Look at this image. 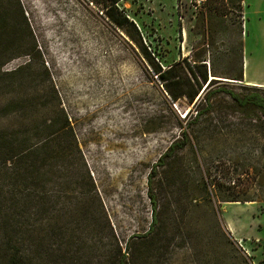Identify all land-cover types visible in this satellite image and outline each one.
<instances>
[{
    "label": "rangeland",
    "instance_id": "1",
    "mask_svg": "<svg viewBox=\"0 0 264 264\" xmlns=\"http://www.w3.org/2000/svg\"><path fill=\"white\" fill-rule=\"evenodd\" d=\"M119 3L164 67L182 62L192 77L190 64L199 77L206 63L213 81L201 97L171 101L200 143L170 151L180 122L162 83L93 0H0V130L32 142L66 115L79 144L58 141L43 160L33 190L50 211L18 210L20 246L34 264H264V200L222 199L230 178L262 192L264 114L219 91L257 86L231 81L244 61L264 79V0Z\"/></svg>",
    "mask_w": 264,
    "mask_h": 264
},
{
    "label": "trees",
    "instance_id": "2",
    "mask_svg": "<svg viewBox=\"0 0 264 264\" xmlns=\"http://www.w3.org/2000/svg\"><path fill=\"white\" fill-rule=\"evenodd\" d=\"M93 1L101 8L105 17L115 27L123 31L139 48L140 53L150 63L153 72L162 83L166 95H169L168 97L164 95L165 101L180 122V135L171 144L170 151H173L176 147L184 148L191 145L194 141L197 144L200 143V136L196 130V126H183L184 120L179 116L171 101L175 102L183 97H187L190 102H195L199 96V92L201 90L205 92L209 88L213 80H209V70L206 63L197 66L200 68L199 77L195 75L190 64H188V68L192 73V77L183 74L184 64L182 62H176L164 67L156 61L152 51L143 42L141 30L130 19L125 9L120 6V0ZM239 79L243 80L242 77ZM203 84H207L204 89ZM220 89V92L226 93L243 110H258L264 114L263 87L246 85L244 89L247 91L244 93L236 92L233 89ZM211 97V90H208L202 99L206 100L208 107L210 106ZM8 108H1L0 111L4 113ZM208 111V109L203 112L198 111L195 114L194 120H198L202 115L207 114ZM190 113L191 111L185 115V118ZM68 125L69 120L66 115L64 121H52L50 126H45L46 137L38 138L32 142L20 139L17 134L18 132H12L9 129L0 130V254L6 256L9 264H34L32 256L27 254L20 246V233L25 227L23 223L20 225L21 219L18 215V210L24 207L22 210L30 212L31 215L48 213L50 211V208L45 205L49 201L48 197L39 196L33 189L42 184L43 174L41 172V165L46 160L48 154L52 153L50 151L58 141L62 140L59 144L62 151L67 150L68 146H71L69 140L72 141V145L79 147L72 126ZM261 128L264 130V125ZM8 179L13 182L7 181ZM228 181L230 194L224 196L223 200L231 202L264 200V169L258 181L262 191L258 196H248L249 190H236L237 186L235 185L237 181L235 179L232 181L230 178ZM232 182L234 184H231ZM91 183L92 186L95 185L93 180ZM210 185H212L211 181ZM237 185L240 186V184ZM152 199L154 205L152 229H154L157 222V203L154 201V197ZM33 229L35 228H31L30 231H33ZM123 258H126V254H123ZM120 261L124 263L122 259ZM244 263L251 264L247 258L244 260Z\"/></svg>",
    "mask_w": 264,
    "mask_h": 264
},
{
    "label": "crops",
    "instance_id": "3",
    "mask_svg": "<svg viewBox=\"0 0 264 264\" xmlns=\"http://www.w3.org/2000/svg\"><path fill=\"white\" fill-rule=\"evenodd\" d=\"M191 1V0H190ZM237 1V0H236ZM194 7V6H193ZM245 7H246V2H245ZM245 25V24H244ZM245 64L246 62L244 61V75H243V80H240L239 78H235L234 80H231V81H237V80H240L242 81L243 83L245 82H250V83H254V85H257V86H260V87H263L264 88V79H261V78H258L256 76H253V77H250V74L249 72H247V70L245 69ZM219 75H225V74H222L220 73ZM230 76V75H229Z\"/></svg>",
    "mask_w": 264,
    "mask_h": 264
},
{
    "label": "built area",
    "instance_id": "4",
    "mask_svg": "<svg viewBox=\"0 0 264 264\" xmlns=\"http://www.w3.org/2000/svg\"><path fill=\"white\" fill-rule=\"evenodd\" d=\"M208 0H191V4L195 9H199L205 5Z\"/></svg>",
    "mask_w": 264,
    "mask_h": 264
},
{
    "label": "water",
    "instance_id": "5",
    "mask_svg": "<svg viewBox=\"0 0 264 264\" xmlns=\"http://www.w3.org/2000/svg\"><path fill=\"white\" fill-rule=\"evenodd\" d=\"M169 96V95H168ZM171 99V98H170Z\"/></svg>",
    "mask_w": 264,
    "mask_h": 264
}]
</instances>
